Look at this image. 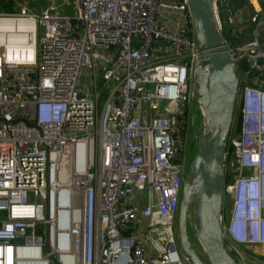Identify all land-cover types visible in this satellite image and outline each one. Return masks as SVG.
Returning <instances> with one entry per match:
<instances>
[{
	"label": "built area",
	"instance_id": "built-area-1",
	"mask_svg": "<svg viewBox=\"0 0 264 264\" xmlns=\"http://www.w3.org/2000/svg\"><path fill=\"white\" fill-rule=\"evenodd\" d=\"M72 1L71 15L0 12V264H189L174 232L202 52L188 0ZM213 8L235 69L255 73L238 89V173L220 211L226 249L247 264L245 247L264 245V41L256 30L233 45L230 0Z\"/></svg>",
	"mask_w": 264,
	"mask_h": 264
},
{
	"label": "water",
	"instance_id": "water-1",
	"mask_svg": "<svg viewBox=\"0 0 264 264\" xmlns=\"http://www.w3.org/2000/svg\"><path fill=\"white\" fill-rule=\"evenodd\" d=\"M188 5L194 37L202 50L193 89L202 121L195 140L196 153L187 168L182 188L179 240L189 264H241L226 249L220 225L229 134L232 125L236 133L241 130L239 75L234 67L235 59L218 29L213 0H188ZM231 162V173L236 175L238 167L233 156ZM188 211L204 255L197 252L186 233Z\"/></svg>",
	"mask_w": 264,
	"mask_h": 264
},
{
	"label": "crops",
	"instance_id": "crops-1",
	"mask_svg": "<svg viewBox=\"0 0 264 264\" xmlns=\"http://www.w3.org/2000/svg\"><path fill=\"white\" fill-rule=\"evenodd\" d=\"M33 4H31L30 1H24V0H0V12H7V7L10 6L13 9V12H17L22 7H26L29 9H32L31 11H39L44 8H50L51 6L57 7L59 9L60 6L64 4H68L69 2H72V0H31ZM238 1V0H237ZM237 1H230V6L232 8L233 15L235 16V23L233 25V28H235V32H230V27L226 21V12L222 11L220 14V19L223 22L224 25V33L227 34V36L232 37L233 45H239L243 43L244 41L248 40L250 37L253 36V33L258 30V36L259 38L264 41V0H245L243 3H238ZM66 13V12H64ZM254 14L258 15V20L261 22V24L257 27V22L252 21V16ZM225 36V35H224ZM226 37V36H225ZM244 61L246 64V69L238 71V75L242 74L244 77L247 78L248 82H250L253 77L255 76V73H250L248 75H245L244 72L249 68L248 63L246 60H240ZM239 61V62H240ZM240 65H238L239 67ZM251 79V80H250ZM245 250L248 253L254 254L256 257L261 260V262L264 263V245H250L248 247H245ZM246 264V262H245ZM247 264H250L247 262Z\"/></svg>",
	"mask_w": 264,
	"mask_h": 264
},
{
	"label": "rangeland",
	"instance_id": "rangeland-1",
	"mask_svg": "<svg viewBox=\"0 0 264 264\" xmlns=\"http://www.w3.org/2000/svg\"><path fill=\"white\" fill-rule=\"evenodd\" d=\"M24 1H30L31 4H33V2L31 0H24ZM58 1H60V0H58ZM30 8L31 7H29V10H32ZM6 10H7V13L13 12V9L10 6H8ZM59 10L61 12H66L69 15H71L74 12V8H73V5H72V2H69L68 4H64V5L60 6ZM224 35L227 38L232 39V37L231 36H227L226 33H224ZM39 38L40 37H39V34H38L37 35V40H39ZM87 72L88 71H86V70L84 71V75H83V77L81 79V81H82V83L84 85H87L88 81H89V79H88L89 76H87ZM96 79L99 81V79H100L99 74L97 75ZM248 80H247L246 77H244V75L239 74V91H241V89L247 83ZM105 86H106V84H105ZM102 87H103V83L101 82L100 85H99V91L102 90ZM105 90H107V89H105ZM191 90L193 91V85H192V89ZM105 92H107V91H105ZM101 106H102L101 105V101L99 100V110H101ZM235 112H237V110ZM184 114H185L184 115L185 123H184V128L182 129V132L180 134V137H181L182 156H183L184 162L186 163V167L188 168L191 160L193 159V157H194V155L196 153L195 140H196L197 135L199 133L200 122L202 121V112L199 109V104L196 101V99L191 98L189 103H187L185 105V113ZM233 136H235V131H234V126L232 125V129L230 131V138L233 137ZM230 138L228 140L227 150H226L227 153H228L227 162H226V170H225V174H224V176L226 178V181H229L232 178L231 172L229 170L230 155H231V152H232V147L230 145ZM228 209H229V206L228 207L226 206V210H228ZM189 210H190V208H189ZM226 210H225V207H224L223 211L225 212ZM174 232H175V235H176V241H177L178 247L181 248V243H180V240H179V233H178V225H177V223H175V225H174ZM186 233L188 235L189 240L191 241V243L195 247V249L199 253L204 255V251L202 249V246H201L200 242L198 241V238H197V236L195 234V230H194L193 225H192V217H191V212L190 211H188V218H187V224H186ZM258 259H256L255 262H253V263L250 262V264H262L260 262L261 260H258ZM51 264H54V263H51Z\"/></svg>",
	"mask_w": 264,
	"mask_h": 264
},
{
	"label": "trees",
	"instance_id": "trees-1",
	"mask_svg": "<svg viewBox=\"0 0 264 264\" xmlns=\"http://www.w3.org/2000/svg\"><path fill=\"white\" fill-rule=\"evenodd\" d=\"M230 1H233V2H234V1H237V0H230ZM237 2L241 4V3L245 2V0H238ZM223 32H224V31H223ZM223 32H222V33H223ZM239 65H240V66L238 67V71H239V69H240V71H241V69H242V70L246 69V64H245L244 61H240V62H239ZM250 80H251V79H250ZM247 82H248V81H247Z\"/></svg>",
	"mask_w": 264,
	"mask_h": 264
},
{
	"label": "bare ground",
	"instance_id": "bare-ground-1",
	"mask_svg": "<svg viewBox=\"0 0 264 264\" xmlns=\"http://www.w3.org/2000/svg\"><path fill=\"white\" fill-rule=\"evenodd\" d=\"M79 167H81V165H80V161H79L78 168H79ZM64 177H67L66 169H63V175L61 176V179H63Z\"/></svg>",
	"mask_w": 264,
	"mask_h": 264
},
{
	"label": "flooded vegetation",
	"instance_id": "flooded-vegetation-1",
	"mask_svg": "<svg viewBox=\"0 0 264 264\" xmlns=\"http://www.w3.org/2000/svg\"><path fill=\"white\" fill-rule=\"evenodd\" d=\"M194 98V97H193ZM195 99V98H194ZM197 101V100H196ZM200 109V108H199ZM185 122V121H184Z\"/></svg>",
	"mask_w": 264,
	"mask_h": 264
}]
</instances>
